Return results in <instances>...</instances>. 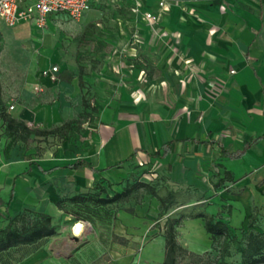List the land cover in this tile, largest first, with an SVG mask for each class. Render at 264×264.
<instances>
[{
  "label": "crops",
  "instance_id": "0c3cea01",
  "mask_svg": "<svg viewBox=\"0 0 264 264\" xmlns=\"http://www.w3.org/2000/svg\"><path fill=\"white\" fill-rule=\"evenodd\" d=\"M113 1L128 14L104 34V61L60 64L55 82L40 76L38 99L13 117L49 131L87 114L70 138L37 136L0 152V214L49 215L56 232L11 264H163L167 217L205 210L234 234L249 214L264 213V0H163L153 25L132 12L134 0ZM158 1L144 0L141 13H156ZM99 3L82 15L86 24ZM131 176L179 206L160 217L157 199L142 191L111 206L118 211L103 251L99 239L84 243L71 225L56 227L71 219L60 200L96 185L111 197ZM187 226L210 240L200 219L176 232Z\"/></svg>",
  "mask_w": 264,
  "mask_h": 264
},
{
  "label": "rangeland",
  "instance_id": "374dc122",
  "mask_svg": "<svg viewBox=\"0 0 264 264\" xmlns=\"http://www.w3.org/2000/svg\"><path fill=\"white\" fill-rule=\"evenodd\" d=\"M113 0H100L98 6L91 11L94 14L92 21L86 24L83 16L72 21L64 15L51 17L44 30H36L29 24H21L14 27L0 23V99L2 109L12 117L18 115V105L23 104L26 99L35 101L38 95L32 92L33 83L39 80L42 68L57 67H83L88 65H99L104 60L100 59V48L106 43L105 33L116 30V19L128 14L127 8L117 6ZM192 12V13H191ZM189 12L191 16H196L194 11ZM104 37V38H103ZM13 106V110L9 107ZM30 129H35V124L30 122ZM72 137V135H68ZM52 142L51 139L49 141ZM16 143L12 138L4 133L0 124V152L4 154L12 151ZM26 146V145H25ZM189 200V198H188ZM68 207L67 203H62ZM207 206V203L203 205ZM118 211L115 207H109L107 212L97 213L93 221L80 222L84 231L77 238L84 243L88 241L96 242L100 240L101 250H104L106 243L111 238L110 224L115 220ZM196 212V209L188 210ZM65 218V215H61ZM99 217H101L99 219ZM68 218V217H67ZM72 219L63 221L62 219L56 227L73 225ZM7 224V219H0V228ZM255 231H264V213L258 218ZM242 230L238 229L234 234L237 239L241 238V232L246 231V224ZM195 229L187 226L180 232H176V242L182 251L177 258V264H217L218 253L211 246L210 240H202L195 235ZM71 238L70 235L67 236ZM73 240V239H71ZM81 242V243H83ZM216 247V246H215ZM95 251V246H92ZM91 252V251H90ZM18 257L19 253H14ZM228 264H238L239 254L236 245L230 247V256L223 259Z\"/></svg>",
  "mask_w": 264,
  "mask_h": 264
},
{
  "label": "trees",
  "instance_id": "16d2710c",
  "mask_svg": "<svg viewBox=\"0 0 264 264\" xmlns=\"http://www.w3.org/2000/svg\"><path fill=\"white\" fill-rule=\"evenodd\" d=\"M83 107L84 109L88 108L87 103L83 102ZM86 116L87 114L83 113L73 123H65L49 131H38L28 128L23 122L10 116L6 110L2 109L0 99V124L3 127L4 133L11 137L15 143L21 142L25 144L37 136H67L68 132L72 131L73 127L79 126ZM132 157L131 155L126 161L118 165L130 162ZM79 164L80 162H77L73 167ZM132 178L134 177L131 176L125 181L121 193H115L111 197L107 196L102 198L101 194L105 190L96 185L93 187L91 193L76 195L64 200L67 205L70 204L72 207L71 213L69 214L71 219L74 222L93 221L96 219L97 213L107 212L108 207L125 201L132 194L140 191L157 199L159 202L160 217L165 216L169 210L179 206L173 195L167 194L165 197H160L152 185L140 182L136 177L135 179ZM62 203H64L63 200H60L58 204L63 209L66 206L63 207ZM63 210L66 209L64 208ZM65 214L68 215V213ZM176 216L167 217L165 222L163 232L165 241L163 264H177V258L182 249L176 242V227L184 219H200L202 221L204 231L209 235L211 246L218 253L219 261L217 264H228L223 259L230 256V247L233 244L236 245V251L239 254L238 264H264V231L254 230L258 223L254 213L249 214L247 217L246 231L241 232L240 239H237L236 236L231 234L224 222L215 219V217L205 212V210H198V212L184 210ZM0 219H7V224L3 228H0V256H6L5 264H11L27 253L35 250L44 240L56 233L55 227L52 225V218L49 215L32 212L30 210H23L14 216L7 217L4 214H0ZM15 252L19 253L18 257H15Z\"/></svg>",
  "mask_w": 264,
  "mask_h": 264
},
{
  "label": "built area",
  "instance_id": "2783aa9c",
  "mask_svg": "<svg viewBox=\"0 0 264 264\" xmlns=\"http://www.w3.org/2000/svg\"><path fill=\"white\" fill-rule=\"evenodd\" d=\"M100 0H0V22L9 27L21 24H29L36 30H44L49 20L53 16L64 15L72 21L79 20L82 15L89 11ZM144 0H134L135 7L132 12L141 14L142 18L153 25L157 18L162 15L166 9L163 0L158 1V11L156 13L142 12L141 6ZM136 39V38H135ZM57 67L43 70L42 77L48 78L55 82L57 79ZM231 74L234 71H230ZM35 92H39L40 88L35 87ZM13 106L9 107L12 110Z\"/></svg>",
  "mask_w": 264,
  "mask_h": 264
},
{
  "label": "bare ground",
  "instance_id": "6f19581e",
  "mask_svg": "<svg viewBox=\"0 0 264 264\" xmlns=\"http://www.w3.org/2000/svg\"><path fill=\"white\" fill-rule=\"evenodd\" d=\"M84 231V227L80 223H75L72 225V234L73 236H80Z\"/></svg>",
  "mask_w": 264,
  "mask_h": 264
}]
</instances>
